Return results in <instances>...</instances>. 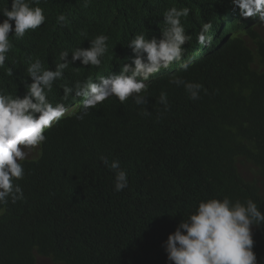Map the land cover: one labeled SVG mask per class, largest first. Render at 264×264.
<instances>
[{
    "label": "trees",
    "instance_id": "16d2710c",
    "mask_svg": "<svg viewBox=\"0 0 264 264\" xmlns=\"http://www.w3.org/2000/svg\"><path fill=\"white\" fill-rule=\"evenodd\" d=\"M46 1V24L18 41L13 21L14 46L0 68V90L13 96L27 94L29 58L54 64L61 51L74 49L91 17L107 32L108 18L126 11L138 23L147 21L151 35L166 9L190 5ZM11 4L0 0V9L11 10ZM193 6L203 19L215 9L211 0H193ZM61 14L67 17L63 26L57 23ZM93 73L92 67L69 64L65 82L73 87ZM176 76L207 92L193 101L182 86L169 84L172 77L163 78L144 93L145 106L112 102L46 131V142L23 162L25 177L18 183L24 200L0 206V264H38L39 257L52 264H170L164 243L202 200L252 199L264 213V26ZM162 91L166 112L157 103ZM143 107L150 116L141 114ZM101 156L119 160L126 170L123 191H115V174ZM253 239L258 264H264V225L253 227Z\"/></svg>",
    "mask_w": 264,
    "mask_h": 264
},
{
    "label": "clouds",
    "instance_id": "9594fccd",
    "mask_svg": "<svg viewBox=\"0 0 264 264\" xmlns=\"http://www.w3.org/2000/svg\"><path fill=\"white\" fill-rule=\"evenodd\" d=\"M211 1L215 9L208 19L199 16L193 0L189 7L166 9L164 22L160 21L151 35L147 21L138 23L126 11L108 18L107 32L97 17H91L74 49L61 51L54 64L45 65L40 58L30 57L26 67L31 82L26 84L27 94L21 98L0 90V206H6L9 200H24L18 183L25 177L23 162L31 151L41 148L47 140L46 131L63 118L72 115L82 120L90 109L112 102L134 100L137 106H145L148 96L144 93L168 77H172L169 84L182 86L193 101L200 98L202 90L206 93L199 82L176 75L200 64L229 41L264 26V0ZM47 2L12 0L11 10L0 9L6 17L0 22V68L14 46L10 39L13 21L18 41L29 30L46 24L42 7ZM57 23L65 25L67 17L59 15ZM74 63L92 67L94 73L69 87L65 71ZM61 96L63 101L59 100ZM157 103L165 112L170 110L166 92L160 93ZM80 109L79 114L75 113ZM141 114L150 116L151 112L143 107ZM101 161L115 174V191L127 188L129 178L119 160L109 162L101 156ZM4 210L0 208V213ZM262 225L264 213L252 199L233 201L224 196L202 200L195 213L169 234L164 243L167 259L170 264H258L253 227Z\"/></svg>",
    "mask_w": 264,
    "mask_h": 264
},
{
    "label": "rangeland",
    "instance_id": "374dc122",
    "mask_svg": "<svg viewBox=\"0 0 264 264\" xmlns=\"http://www.w3.org/2000/svg\"><path fill=\"white\" fill-rule=\"evenodd\" d=\"M38 264H52V263L50 261H48L47 259L39 258Z\"/></svg>",
    "mask_w": 264,
    "mask_h": 264
}]
</instances>
